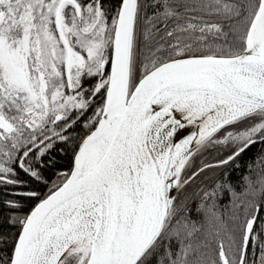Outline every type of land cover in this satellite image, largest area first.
I'll use <instances>...</instances> for the list:
<instances>
[{
    "label": "snow or ice",
    "instance_id": "obj_1",
    "mask_svg": "<svg viewBox=\"0 0 264 264\" xmlns=\"http://www.w3.org/2000/svg\"><path fill=\"white\" fill-rule=\"evenodd\" d=\"M0 264H264V0H0Z\"/></svg>",
    "mask_w": 264,
    "mask_h": 264
},
{
    "label": "trees",
    "instance_id": "obj_2",
    "mask_svg": "<svg viewBox=\"0 0 264 264\" xmlns=\"http://www.w3.org/2000/svg\"><path fill=\"white\" fill-rule=\"evenodd\" d=\"M258 147H259V146H257V148H256V149H253V151H256V150L258 149ZM212 175H213V174H211V173H210V174H208V176H209V179H211ZM193 190H194V186H193V189H190V191H193Z\"/></svg>",
    "mask_w": 264,
    "mask_h": 264
}]
</instances>
